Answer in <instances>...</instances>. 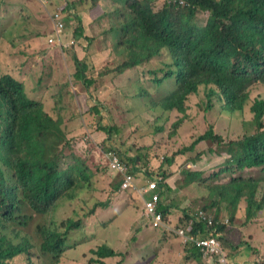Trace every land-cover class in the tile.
Here are the masks:
<instances>
[{"label": "rangeland", "instance_id": "obj_1", "mask_svg": "<svg viewBox=\"0 0 264 264\" xmlns=\"http://www.w3.org/2000/svg\"><path fill=\"white\" fill-rule=\"evenodd\" d=\"M23 2L26 5L20 7L24 6V9L10 10L0 18L1 73L11 74L23 82L30 98L40 101L54 118H61L59 123L69 145L60 153V162L64 167L79 164L87 176L75 175L70 190L77 196L62 201L56 210L60 227L68 220L82 221L80 229L70 232V246L60 264H89L94 257L90 251L102 244L126 253L124 264H212L203 255L201 263L187 259L189 245L176 232L185 227L187 219L183 211L193 213L209 205V191L197 188L198 181L208 188L229 182L231 175H216L228 155L212 154L210 149L215 146L210 142L199 143L195 152L182 154L180 151L205 133L211 124L226 142L241 138L246 133V124L238 117L240 115L222 112L223 104L217 98L213 99L214 108L208 110V91L201 86L198 95L189 101L185 122L173 133L172 124L180 116L173 113L170 121L156 122L160 109L153 103L171 93L170 85L156 86L150 74V71L162 67L167 55L122 74L117 71L128 59L127 54L116 50L118 37L112 31L119 20L118 5L101 0L91 9H85L81 0H49L47 4L34 0ZM152 2L160 8L166 0ZM79 7L85 10H81V14L74 13L73 9L79 11ZM60 8L65 22L64 37L51 44L50 38L55 37L54 14ZM76 14L84 23L82 37L77 33L80 22ZM208 18L207 12L200 11L196 23L202 26ZM74 56L87 65L86 76L94 80L90 88L76 79ZM250 93L253 100L264 99V85L253 87ZM245 118L249 120L252 114L247 113ZM109 127L115 130L111 134L102 129L108 130ZM199 152L202 153L201 159L197 158ZM115 154L130 171V158L137 159L140 168L135 180L139 187L156 178L164 181L166 176L169 179L171 190L169 185L161 190V199L170 191L172 205L180 210L169 217L168 228H152L144 216L140 192L124 191L121 187L116 189L124 177L111 170V159ZM199 170L208 173L205 179L201 175L198 181L184 189L181 183L185 172ZM239 174L256 179L264 176L260 169L235 173L234 176ZM260 190L258 198L264 193L262 187ZM202 194L205 198L201 197ZM18 196L20 200L23 198L21 192ZM19 206L20 214L28 216L29 222L26 227L17 226L18 230L35 232L44 224L45 219L30 205ZM240 207L244 208V204ZM210 212L214 216L217 213L215 208ZM218 218L232 223L224 206ZM223 221L217 219V224H225ZM237 221L235 224L240 229L231 230L232 239L241 233L252 249L241 243L236 254L226 249L228 257L221 243L224 255L230 264L232 261L234 264H264V212L247 223L241 209ZM33 252L30 263L43 264L37 246ZM120 260L121 257H116L106 261L107 264H117ZM26 262L27 258L22 256L16 258L14 264Z\"/></svg>", "mask_w": 264, "mask_h": 264}, {"label": "trees", "instance_id": "obj_2", "mask_svg": "<svg viewBox=\"0 0 264 264\" xmlns=\"http://www.w3.org/2000/svg\"><path fill=\"white\" fill-rule=\"evenodd\" d=\"M81 1L85 9H91L101 0ZM110 1L118 5L119 20L112 30L118 37L116 50L128 55L118 67L119 73L164 55L168 57L161 68L150 71L156 86L167 84L171 88L169 95L153 101L160 109L156 122H168L170 115L175 113L180 118L172 124V131L177 132L188 115L189 101L198 95L201 86H205L208 110L214 108L213 99L217 98L223 104L222 112L238 113L246 124L245 135L228 142L211 124L180 152H195L199 143L210 142L215 146L210 149L212 154L228 155L225 167L216 175L226 174L231 178L225 184L205 187L211 199L203 210L212 214L210 210L216 209L217 213L212 215L217 234L213 227L210 228L213 235H218L228 257L226 249L236 254L241 243L251 248L241 233L232 239L231 230L240 229L235 223L241 209L247 223L264 212V193L258 198L261 187L264 189V176L260 179L245 178L241 174L234 176L254 169L264 172V99L253 100L250 93L253 87L264 85V0H185L184 6L179 4L180 0H166L160 8L152 0ZM200 11L209 14L202 26L196 23ZM78 17L77 33L82 37L85 27ZM74 57L76 79L90 88L94 80L86 76L87 65ZM247 113L252 114L249 120L245 118ZM60 121L61 118H54L40 101L29 97L23 82L0 70V264H14L15 259L22 256L27 258L26 264H32L35 246L39 248L43 264H60L70 246V232L81 227V220H68L60 227L56 217L60 203L77 196L70 190L75 175L87 177L79 164L64 167L60 162V153L69 145ZM102 129L109 134L115 131L112 127ZM201 156L199 152L197 158ZM130 161L136 159L130 158ZM127 163L130 165L129 161ZM201 175V172H185L182 187H190ZM121 183L116 186L117 190ZM24 203L45 219L35 232L23 233L17 228L26 227L29 222L28 216L20 214L19 205ZM223 206L230 215L231 224L218 218ZM172 209L162 203V199L158 203V210L164 214L166 222ZM197 212L185 214V219H190L194 213L196 216ZM19 217L22 218L17 221ZM145 218L150 224V219ZM217 219L225 224L218 225ZM205 227L201 223L189 226V231L196 236L197 231L204 232ZM187 245L190 251L187 259L201 263L200 251L192 244ZM90 253L94 257L89 264H107V259L116 257H121L117 264H124L127 257L126 253L108 244Z\"/></svg>", "mask_w": 264, "mask_h": 264}, {"label": "built area", "instance_id": "obj_3", "mask_svg": "<svg viewBox=\"0 0 264 264\" xmlns=\"http://www.w3.org/2000/svg\"><path fill=\"white\" fill-rule=\"evenodd\" d=\"M42 4H46L49 0H35ZM64 21L61 18V14L56 13L55 15V37L50 38V43L55 44L60 40L64 31ZM112 169L122 173L125 177L123 188H128L133 186L134 178L128 173L126 166L120 161V159L113 155L111 159ZM161 178H156L148 183L147 187L142 191L145 193H152V197L149 200H144L145 203V215L150 219L151 225L154 228H168V223L164 219V214L158 210V203H160V188ZM190 219L187 220L185 227H181L177 230V234L180 235L184 242L187 244H192L193 247L199 249L203 257L215 264H230L226 254L224 255L223 248L219 241L217 234V228L215 226L213 215L209 214L204 210H198L196 216L195 213L190 215ZM204 224V232L197 231V235L193 236L189 231V226ZM215 234H212V229ZM183 228V229H182ZM182 229V230H181ZM191 245V246H192Z\"/></svg>", "mask_w": 264, "mask_h": 264}, {"label": "crops", "instance_id": "obj_4", "mask_svg": "<svg viewBox=\"0 0 264 264\" xmlns=\"http://www.w3.org/2000/svg\"><path fill=\"white\" fill-rule=\"evenodd\" d=\"M21 4H23V5H26L25 4V2H23V0H0V18H1V16H3L4 17V15L8 12V11H12V10H17L20 6H21ZM77 8V7H76ZM79 8H81V7H79ZM20 9L22 10V9H24V6L23 7H20ZM81 10H85L84 8H81L79 11H76V9L74 8L73 9V11H74V13L75 12H79L80 14H81ZM76 16H79L78 14H76ZM201 158H202V156H201ZM136 159V158H135ZM226 161V160H225ZM131 166H132V172H133V174L136 176V179H137V176L139 175L138 174V172H139V168H140V166L138 165V161H137V159H136V161L135 162H131ZM225 167V162H224V165L222 166V168L221 169H223ZM220 169V170H221ZM219 170V171H220ZM197 172H201L202 173V175H203V179H205V177L207 176V174L208 173H205V174H203V172L201 171V170H199V171H197ZM170 177V176H169ZM198 181V180H197ZM167 186V185H169V179L166 177V176H164V181H162V178H161V182H160V188H161V190L163 191V189L165 188L164 186ZM206 186H204L201 182H199L198 181V183H197V188H200V190L202 191V190H205L204 188H205ZM169 188H170V190H171V187H170V185H169ZM134 191H136L137 193L138 192H140L141 193V200H142V202H143V205H144V216H146L145 215V203H144V200H149L148 199V197H149V195L147 196L146 194H143L142 193V191H143V187H139V185L137 184V180H135V190ZM168 192H170V191H167L166 192V194L164 195V196H166L163 200H162V203H164V204H168L169 206H172L173 207V209H172V211H171V214H170V216H173V214H174V212L175 211H179L180 210V208H178L177 206H173L172 205V203H171V199L173 198H171L170 197V195H169V193ZM201 197H203V194H202V196ZM183 213L184 214H187V213H185V211H183ZM190 213V212H189ZM169 216V217H170ZM233 262V264H234V261H232ZM235 264H237V263H235Z\"/></svg>", "mask_w": 264, "mask_h": 264}, {"label": "clouds", "instance_id": "obj_5", "mask_svg": "<svg viewBox=\"0 0 264 264\" xmlns=\"http://www.w3.org/2000/svg\"><path fill=\"white\" fill-rule=\"evenodd\" d=\"M35 1V0H34ZM175 1H177V0H175ZM36 2H38V1H36ZM179 2V4L180 5H185L186 4V2H185V0L183 1V0H180V1H178ZM40 3V2H39ZM42 4V3H41ZM47 4V3H46ZM67 7V6H66ZM60 12V14H61V18H62V14H63V9L62 8H60V9H58L57 10V12L56 13H59ZM56 13L54 14V20H55V15H56ZM64 24H65V22H64ZM54 30H55V26H54ZM64 32H65V27H64V31H63V37H64ZM61 36V37H62ZM61 37H60V39H61ZM74 42V41H73ZM116 155V154H115ZM117 156V155H116ZM118 158H119V156H117ZM120 159V158H119ZM120 161L122 162V160L120 159ZM125 166H126V164H124ZM126 168H127V170H128V167L126 166ZM111 169H112V167H111ZM114 172H116L117 174H122V173H120V172H118V171H116V170H114V169H112ZM128 173L129 174H131L132 176H133V178H134V183H133V186H131V187H128V188H123V184H124V181H125V177H124V175H123V183L121 184V189L122 190H124V191H126V190H135V175L133 174V172L132 171H130V170H128ZM152 181V180H151ZM151 181H149V182H151ZM147 185H148V183L145 185V186H143V190L147 187ZM161 187V186H160ZM22 188L25 190V188L23 187V185H22ZM160 191H161V188H159V194H160ZM147 196L149 195V197H148V199H150L151 197H152V193H145ZM160 202H161V195H160ZM200 210H203V209H200ZM212 215V214H211ZM166 223H168V222H166ZM150 224H151V221H150ZM152 226V225H151ZM153 227V226H152ZM154 228V227H153ZM179 230V229H178ZM209 262V261H208ZM209 263H212V264H215V263H213V262H209Z\"/></svg>", "mask_w": 264, "mask_h": 264}]
</instances>
